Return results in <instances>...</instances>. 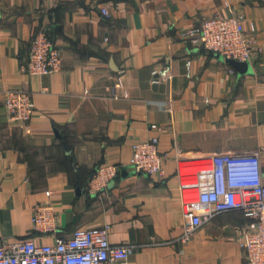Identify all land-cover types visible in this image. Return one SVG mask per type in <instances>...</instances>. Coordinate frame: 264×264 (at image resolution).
<instances>
[{"label": "crops", "instance_id": "1", "mask_svg": "<svg viewBox=\"0 0 264 264\" xmlns=\"http://www.w3.org/2000/svg\"><path fill=\"white\" fill-rule=\"evenodd\" d=\"M214 14L254 25L263 53L251 73L181 40ZM40 30L61 50L62 70L29 76L21 67ZM166 67L171 77L159 81ZM8 89L32 97L28 127L8 122ZM153 136L165 157L161 180L127 167L131 145ZM255 152L264 180V0H0V245L52 244L109 224L112 244L135 246L127 264H248L236 241L247 222L239 212L177 241L176 169L177 159ZM104 163L123 167L102 198L86 187ZM47 190L59 230L36 234L32 210Z\"/></svg>", "mask_w": 264, "mask_h": 264}, {"label": "built area", "instance_id": "2", "mask_svg": "<svg viewBox=\"0 0 264 264\" xmlns=\"http://www.w3.org/2000/svg\"><path fill=\"white\" fill-rule=\"evenodd\" d=\"M101 14L110 18L106 8H102ZM254 31V25L246 28L241 14H214L181 31L180 38L188 45L219 54L226 61L252 65L261 60L263 53ZM26 56L21 69L29 76L62 70L61 50L44 30L32 37ZM155 74L159 81L171 77L167 67ZM3 101L8 122L28 127L35 109L32 97L25 90L8 89ZM158 145L157 136L135 141L127 167L136 174L163 179L165 157L160 154ZM121 167L101 164L89 182L91 192L107 197L108 187ZM176 174L182 216V235L177 241L187 243L197 230L220 214L239 212L247 222L237 230L236 241L248 264H264V180L258 153L177 159ZM52 193L47 190L48 200L36 204L32 210V229L36 234H54L59 230ZM110 232L111 226L104 224L75 229L52 244L26 239L0 245V264H127L135 246L112 244Z\"/></svg>", "mask_w": 264, "mask_h": 264}, {"label": "water", "instance_id": "3", "mask_svg": "<svg viewBox=\"0 0 264 264\" xmlns=\"http://www.w3.org/2000/svg\"><path fill=\"white\" fill-rule=\"evenodd\" d=\"M227 63L230 64L240 74H246L252 72L251 66L248 63H240V62L236 63V61L233 60H228Z\"/></svg>", "mask_w": 264, "mask_h": 264}, {"label": "trees", "instance_id": "4", "mask_svg": "<svg viewBox=\"0 0 264 264\" xmlns=\"http://www.w3.org/2000/svg\"><path fill=\"white\" fill-rule=\"evenodd\" d=\"M98 167H99V166H98ZM98 167H96V168H94V169L92 170V172H91V174H90L89 182H90L91 178L93 177V175L95 174V172H96V170H97ZM86 190H87V192L93 193V192H91V190H90L89 183H88V185H87V187H86Z\"/></svg>", "mask_w": 264, "mask_h": 264}]
</instances>
